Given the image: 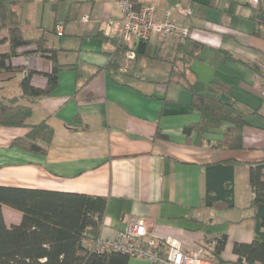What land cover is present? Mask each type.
Wrapping results in <instances>:
<instances>
[{"label":"crops","instance_id":"1","mask_svg":"<svg viewBox=\"0 0 264 264\" xmlns=\"http://www.w3.org/2000/svg\"><path fill=\"white\" fill-rule=\"evenodd\" d=\"M136 1L155 5L158 15L171 11L190 36L183 41L152 36L125 70L116 52L121 19L114 0H33L16 6L24 38L44 36L48 46L59 50V64L77 65L78 75L61 71L56 90L31 104L27 123L47 119L53 131L45 156L11 146L28 129L0 127V186L105 198L102 240L113 238L134 219L145 220L157 238H176L187 253L196 251L205 238L225 235L221 258L235 262L233 245L251 243L255 236L248 166L264 159V103L257 94L264 78L249 66L264 73V30L247 2ZM58 3L60 9L66 5L60 20L55 14ZM178 6L191 10V15H180ZM83 16L87 23L80 22ZM108 20L113 21L110 28ZM59 22L62 36L54 32ZM5 38L3 31L0 40ZM193 44L199 47L184 70L183 59ZM6 52L8 44L1 43L0 54ZM27 57L37 73L32 84L43 87L51 69L49 59ZM24 58L13 59V65H21ZM111 62L118 68L110 67ZM23 77L0 82V96L19 97ZM189 85L196 94L233 103L247 114L242 150L186 143L183 129L200 119L191 107ZM213 85L225 91L217 92ZM226 127L206 139L220 140ZM229 160L235 161L234 208L207 209L205 166ZM2 212L7 226L20 224V212L5 206ZM129 264L149 263L131 257Z\"/></svg>","mask_w":264,"mask_h":264},{"label":"trees","instance_id":"2","mask_svg":"<svg viewBox=\"0 0 264 264\" xmlns=\"http://www.w3.org/2000/svg\"><path fill=\"white\" fill-rule=\"evenodd\" d=\"M32 1L0 0V33L6 32V38L0 40V44H8V52L0 54V82L10 81L18 74L24 75L19 84V97L0 96V127L28 129L26 135L14 140L11 146L33 155L45 156L53 131L47 119L35 125L27 123L32 115L31 104L35 99L47 97L56 90L61 71H75L78 75V69L77 65L59 64V50L48 46L44 36L38 39L24 38L25 29L16 6ZM130 1L137 8L141 6L136 0ZM253 8L255 18L264 30V0H259V4ZM198 47L193 44L192 51L183 59L184 70L189 67L187 63L195 56ZM23 48H31L33 52H23ZM127 48L119 44L116 52ZM29 55L46 57L51 63L43 87L32 84V78L37 73L31 66L13 65V59L21 56L29 58ZM139 57L136 50V59ZM229 59H232L231 56ZM109 65L118 68L116 62ZM249 67L264 78V73L257 66ZM213 87L217 92L225 91L221 86ZM187 88L192 94L191 107L199 113L200 119L183 129L186 143L226 151L242 150L247 114L233 103L196 94L193 85ZM222 125L227 127L220 140L210 142L206 139V135ZM159 137L166 139L163 135ZM234 165L235 161L229 160L205 166V208L215 211L234 208ZM248 182L252 193L249 209L253 210L255 221L254 239L251 243L234 244L232 251L237 259L230 263L221 258L227 237L205 238L198 248L213 263L264 264V159L249 164ZM3 206L22 214L20 224L6 225ZM106 209L107 200L102 197L0 186V264H129L131 257L125 253L100 252L87 244L100 239Z\"/></svg>","mask_w":264,"mask_h":264},{"label":"built area","instance_id":"3","mask_svg":"<svg viewBox=\"0 0 264 264\" xmlns=\"http://www.w3.org/2000/svg\"><path fill=\"white\" fill-rule=\"evenodd\" d=\"M228 1V0H225ZM237 3L247 2L251 6H257L259 0H232ZM115 7L121 19L120 44L129 48L120 51L124 61V70L127 64L136 59V50L140 42H147L152 36L173 38L183 41L189 38V29L174 20L171 11H165L158 15L155 5L148 4L135 7L130 0H114ZM177 12L182 16L191 15V10L178 6ZM80 22L87 23L88 17L83 16ZM113 25L112 20L107 21V27ZM55 30L58 36H62L63 24L57 23ZM32 59L24 58L23 66H30ZM123 70V71H124ZM259 98L264 103V80L257 89ZM88 246L94 250L116 251L125 253L132 258L146 260L149 264H216L205 257L203 250L196 249L193 253L183 251L179 240L167 236L157 238L149 231L145 220L134 219L127 227L118 232L111 239H98L88 242Z\"/></svg>","mask_w":264,"mask_h":264},{"label":"rangeland","instance_id":"4","mask_svg":"<svg viewBox=\"0 0 264 264\" xmlns=\"http://www.w3.org/2000/svg\"><path fill=\"white\" fill-rule=\"evenodd\" d=\"M62 5V9H60V6H59V3L56 5V11H55V14H56V18L57 19H64L65 17V10H66V5L63 3L61 4ZM206 258V256L204 257Z\"/></svg>","mask_w":264,"mask_h":264},{"label":"water","instance_id":"5","mask_svg":"<svg viewBox=\"0 0 264 264\" xmlns=\"http://www.w3.org/2000/svg\"><path fill=\"white\" fill-rule=\"evenodd\" d=\"M144 47H145V43L140 42V43L138 44V48H137L138 53L142 54V53H143V49H144Z\"/></svg>","mask_w":264,"mask_h":264}]
</instances>
